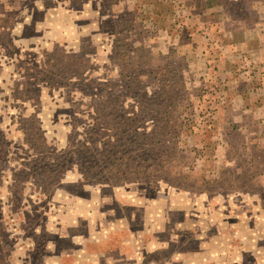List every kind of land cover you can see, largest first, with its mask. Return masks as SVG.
I'll list each match as a JSON object with an SVG mask.
<instances>
[{
  "label": "rangeland",
  "instance_id": "obj_1",
  "mask_svg": "<svg viewBox=\"0 0 264 264\" xmlns=\"http://www.w3.org/2000/svg\"><path fill=\"white\" fill-rule=\"evenodd\" d=\"M208 2L0 0V264H264V0ZM171 70L165 166L84 175Z\"/></svg>",
  "mask_w": 264,
  "mask_h": 264
},
{
  "label": "trees",
  "instance_id": "obj_2",
  "mask_svg": "<svg viewBox=\"0 0 264 264\" xmlns=\"http://www.w3.org/2000/svg\"><path fill=\"white\" fill-rule=\"evenodd\" d=\"M209 6H213L214 2L209 0ZM117 57L120 53L117 52ZM143 58V55L141 54ZM186 67V66H184ZM158 70L167 77V67H158ZM171 77L164 80L160 78L162 83L157 84V88L152 92H147L143 96L126 93V97H130L135 101L131 107L141 106L149 108L148 114L144 110L126 111L122 109L111 114L104 113L100 109L93 116L94 129L103 126L109 132L108 140L101 142V148L93 144H82L81 150L84 154L80 155V159L86 164L84 175L91 171L98 172H115L122 167H130L135 175L148 174L159 171L157 167H163L167 163V158L176 151L177 130L170 126L174 122V109L176 108L179 97H182V90H185L183 78L175 70H171ZM169 76V74H168ZM126 88L130 90L134 81L138 79V74L128 73L126 75ZM107 84H100L102 87ZM147 89L150 84L144 83ZM105 88V87H104ZM143 97V98H142ZM121 98L120 95H114L108 100L98 104V108H105L107 105H116ZM163 107L164 110H161ZM170 108V109H169ZM151 123L150 128L146 125ZM171 127V128H169ZM168 130V131H167ZM160 144L155 150L154 145ZM124 145V146H123ZM135 147L134 154L127 153V147ZM79 149V151H80ZM126 151L124 152L123 150ZM103 150V152H101ZM90 154V155H89ZM128 161H125L124 156ZM101 155L102 158H94ZM119 155V156H118ZM122 155V156H121ZM93 156V158H91ZM98 175V174H97Z\"/></svg>",
  "mask_w": 264,
  "mask_h": 264
}]
</instances>
